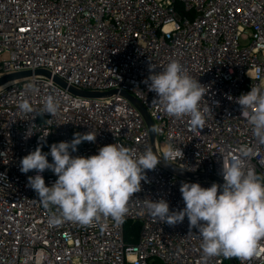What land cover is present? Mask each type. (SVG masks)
I'll use <instances>...</instances> for the list:
<instances>
[{
  "label": "built area",
  "instance_id": "built-area-1",
  "mask_svg": "<svg viewBox=\"0 0 264 264\" xmlns=\"http://www.w3.org/2000/svg\"><path fill=\"white\" fill-rule=\"evenodd\" d=\"M27 71L0 264H264V0H0V77Z\"/></svg>",
  "mask_w": 264,
  "mask_h": 264
},
{
  "label": "water",
  "instance_id": "water-1",
  "mask_svg": "<svg viewBox=\"0 0 264 264\" xmlns=\"http://www.w3.org/2000/svg\"><path fill=\"white\" fill-rule=\"evenodd\" d=\"M36 74H45L47 76H49V74L43 72V71H36ZM31 72L27 71V72H20L17 74H11V75H5L0 77V85L21 78V77H25V76H30ZM74 92V91H73ZM76 93V92H75ZM112 92H110L109 94H111ZM81 95L83 96H87V97H102L104 94H90V93H81ZM123 95L129 99L137 108L138 110L141 112V114L143 115L144 119H145V123L147 125L148 131H149V135H150V144H151V152L153 157L156 159V161L166 170L171 171L175 174L178 175H184L183 172H181L180 170L174 168L173 166H170L169 164H167L163 159L160 158V156L158 155L156 149H155V132H154V127H153V122L147 112V110L144 108V106L136 99H134L133 97H131L130 95L123 93ZM242 222H240L241 224ZM228 261L230 263H233L232 257L231 255L228 256Z\"/></svg>",
  "mask_w": 264,
  "mask_h": 264
},
{
  "label": "trees",
  "instance_id": "trees-1",
  "mask_svg": "<svg viewBox=\"0 0 264 264\" xmlns=\"http://www.w3.org/2000/svg\"><path fill=\"white\" fill-rule=\"evenodd\" d=\"M138 224L137 223H132V222H126L125 223V239L128 242H134V238H131V236L135 235L138 231Z\"/></svg>",
  "mask_w": 264,
  "mask_h": 264
},
{
  "label": "bare ground",
  "instance_id": "bare-ground-1",
  "mask_svg": "<svg viewBox=\"0 0 264 264\" xmlns=\"http://www.w3.org/2000/svg\"><path fill=\"white\" fill-rule=\"evenodd\" d=\"M11 82L9 81V82H6V83H4V84H2V85H0V88L1 87H4V86H7V85H9Z\"/></svg>",
  "mask_w": 264,
  "mask_h": 264
},
{
  "label": "rangeland",
  "instance_id": "rangeland-1",
  "mask_svg": "<svg viewBox=\"0 0 264 264\" xmlns=\"http://www.w3.org/2000/svg\"><path fill=\"white\" fill-rule=\"evenodd\" d=\"M178 11L180 12V9H178ZM158 142H159L158 139H156V145L158 144Z\"/></svg>",
  "mask_w": 264,
  "mask_h": 264
}]
</instances>
